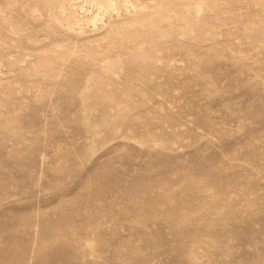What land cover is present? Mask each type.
I'll return each instance as SVG.
<instances>
[{
    "label": "rangeland",
    "instance_id": "1",
    "mask_svg": "<svg viewBox=\"0 0 264 264\" xmlns=\"http://www.w3.org/2000/svg\"><path fill=\"white\" fill-rule=\"evenodd\" d=\"M0 264H264V0H0Z\"/></svg>",
    "mask_w": 264,
    "mask_h": 264
},
{
    "label": "bare ground",
    "instance_id": "2",
    "mask_svg": "<svg viewBox=\"0 0 264 264\" xmlns=\"http://www.w3.org/2000/svg\"><path fill=\"white\" fill-rule=\"evenodd\" d=\"M84 8V7H83ZM94 19V18H93Z\"/></svg>",
    "mask_w": 264,
    "mask_h": 264
}]
</instances>
